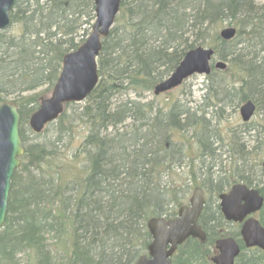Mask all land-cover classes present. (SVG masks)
Returning a JSON list of instances; mask_svg holds the SVG:
<instances>
[{"label": "trees", "instance_id": "obj_1", "mask_svg": "<svg viewBox=\"0 0 264 264\" xmlns=\"http://www.w3.org/2000/svg\"><path fill=\"white\" fill-rule=\"evenodd\" d=\"M94 12L93 0H15L11 26L0 31V104L15 99L25 149L0 228V264H135L151 242L147 221L173 217L170 203L190 190L191 170L177 168L186 159L204 163L215 153L206 116L213 119L226 105L247 100L256 103L259 113L264 111V6L253 0H122L115 25L103 40L100 81L87 98L89 105L82 111L67 105L70 114L64 111L34 134L28 119L51 92L64 55L85 41ZM225 20L238 29L228 42L212 33ZM210 40L228 68L213 67L206 76L209 84L199 115L179 102L168 110L132 99L115 103L117 93L128 88L138 97L153 91L187 51ZM76 120L86 126L79 144ZM260 127V122L252 124L250 130ZM190 129L197 134L196 148L194 143L186 146ZM27 131L34 135L30 141ZM65 140L70 148L63 153ZM232 150L239 152V169L232 167L230 175L222 170L223 177L210 175L206 181L218 193L225 180L263 183L264 196L261 158L254 168L244 143L232 145ZM177 180L184 183L183 190L176 187ZM178 189L182 193L173 194ZM259 218L264 224V207ZM199 225L206 242L187 240L172 264H211L213 253L207 248L214 251L216 239L240 235L214 201L207 202ZM236 264H264V253L243 248Z\"/></svg>", "mask_w": 264, "mask_h": 264}, {"label": "water", "instance_id": "obj_2", "mask_svg": "<svg viewBox=\"0 0 264 264\" xmlns=\"http://www.w3.org/2000/svg\"><path fill=\"white\" fill-rule=\"evenodd\" d=\"M93 1L96 13L93 31L77 50L65 55L63 68L52 94L41 101L39 109L30 118V126L35 133L41 132L46 124L55 121L63 112L65 104L84 101L99 81L97 59L102 40L109 35L115 23L121 0ZM14 2L15 0H0V30L10 25V11ZM235 35L234 27H226L220 31L224 40H231ZM213 56L214 51L210 48L200 46L189 50L171 75L156 85L154 93L159 95L168 92L194 74L209 73ZM215 67L223 70L227 65L218 61ZM254 112L255 105L252 101L240 107L244 121L250 120ZM19 119L14 102L0 105V228L6 220L11 180L24 154ZM262 168L264 172V162ZM219 198L225 219L242 223L240 232L245 246L264 251V226L252 216L264 203L259 191L244 184H236L230 192L221 194ZM204 203L202 188H196L190 205L180 207L177 218L149 219L147 228L152 241L148 246V254L142 255L135 264H172L171 256L185 240L192 237L205 241L206 233L198 225ZM215 248L217 253L211 259L214 264H234L241 251L240 245L232 237L218 239Z\"/></svg>", "mask_w": 264, "mask_h": 264}, {"label": "rangeland", "instance_id": "obj_3", "mask_svg": "<svg viewBox=\"0 0 264 264\" xmlns=\"http://www.w3.org/2000/svg\"><path fill=\"white\" fill-rule=\"evenodd\" d=\"M257 6H264V0H253ZM230 21L225 20L222 24L218 25L217 27H212V33H218L222 28L229 25ZM91 32V30H90ZM89 32V34H90ZM212 42L206 44L207 47H213L214 42L213 40H210ZM209 84L208 79L203 75H193L189 79H187L181 86L171 90L170 92L161 94L159 96L154 95L153 91L150 92H144L142 97L136 96L135 92L131 89L123 90L119 93H117L115 99V103L118 104L119 102H126L127 100L130 101V99L135 101H140L141 103H152L154 110L157 108H163L165 110H168L173 103L179 102L180 105H182V108L184 110H187L190 108L191 111H198V115L200 114V109H204L203 107V96L202 94L205 92L204 88H207ZM44 87L39 88L35 91L27 92L25 95L30 96L34 94L35 92H39ZM13 98V97H12ZM26 107H30L31 104L29 101L25 102ZM89 105V101L85 100L82 103H77L76 108L82 111L86 106ZM239 107L234 102L226 105L224 107V110L222 113H217V115L213 114L215 117L211 119V114L207 115L206 118L210 120V123L207 124L208 129L210 130L208 133V136H212L213 140L211 138V141H213V146L216 148L215 153L212 157H208L205 159L204 163H202L201 160H193L186 159L184 166L182 168H177V172L183 171H190L191 174L188 173V178H191L187 181L190 190L188 194L185 195V198L176 201L171 202L169 205V209L175 212L177 211L179 205L178 204H187L188 200L192 194L193 189L195 188L196 183L202 184L204 187V193L206 198L210 197V200H214L217 196L216 192L218 193L217 189L215 190L212 188V184H209L206 179L211 175L213 178L217 179V175H220L223 177V171H226L228 175L232 173V167H240V157H238L237 154H235V151L232 150V145H235L237 143H244L246 148L252 152V155L250 158H252V166L254 168L256 167L257 161L261 158V160L264 159V128H259L258 130H248L246 131V127L244 126L242 119L240 117L239 113ZM211 109V108H210ZM65 111L67 114H70L72 110L69 106L65 108ZM221 117L219 119L218 117ZM29 121V119H28ZM256 121L255 124L261 123L264 126V111L258 112L257 116L253 118L252 122ZM130 121H127L128 123ZM26 129V125H24ZM23 127V128H24ZM28 127V125H27ZM76 130L74 131L76 134L77 140H75L76 143L79 144V141H81V136L84 135V131L86 130V126L79 120L75 121ZM28 130V129H27ZM200 131H202L200 129ZM216 135V142H215V136ZM29 136V141L34 138V135H32L30 132H26V137ZM188 136L191 138V140H186V146L190 143H194V147H198L197 141V134L190 129ZM186 135V137L188 138ZM193 137V138H192ZM69 140H65V145L61 147V150L63 153H66L69 151V143L67 142ZM74 141V140H70ZM189 141V142H188ZM63 145V144H62ZM194 148V149H195ZM256 153H259V156H257ZM202 163V164H201ZM208 167H211V170H208ZM253 169V168H252ZM223 170V171H222ZM220 171V173H218ZM257 175V174H256ZM264 179V176L262 177ZM214 180V179H213ZM227 180L224 181V184L221 186V191L229 189L230 184H226ZM176 187H181L183 190L182 181L177 180L176 181ZM182 183V184H181ZM258 185H262V183H257ZM182 190L179 189L174 191L173 194L180 195L182 193ZM229 229H233L230 225L226 226ZM213 253V246H210L207 248ZM247 255L249 256L250 253L247 252ZM24 259H26V256L22 254ZM24 261H22L23 263Z\"/></svg>", "mask_w": 264, "mask_h": 264}, {"label": "bare ground", "instance_id": "obj_4", "mask_svg": "<svg viewBox=\"0 0 264 264\" xmlns=\"http://www.w3.org/2000/svg\"><path fill=\"white\" fill-rule=\"evenodd\" d=\"M230 49V47H227V48H225L224 50L225 51H228ZM215 142H216V135H215ZM238 154V156H240L239 155V152L237 153ZM8 203H9V200H8ZM7 211H8V208H7ZM6 216H7V214H6ZM5 222H6V220H5Z\"/></svg>", "mask_w": 264, "mask_h": 264}]
</instances>
